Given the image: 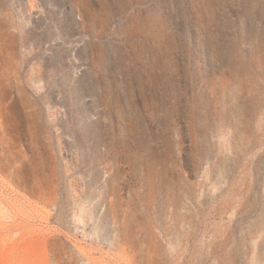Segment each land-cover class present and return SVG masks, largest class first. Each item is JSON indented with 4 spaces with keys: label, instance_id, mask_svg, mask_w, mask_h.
<instances>
[{
    "label": "rangeland",
    "instance_id": "obj_1",
    "mask_svg": "<svg viewBox=\"0 0 264 264\" xmlns=\"http://www.w3.org/2000/svg\"><path fill=\"white\" fill-rule=\"evenodd\" d=\"M0 264H264V0H0Z\"/></svg>",
    "mask_w": 264,
    "mask_h": 264
}]
</instances>
